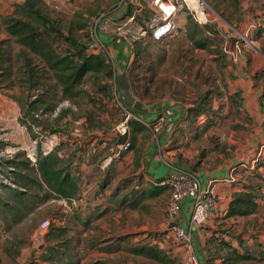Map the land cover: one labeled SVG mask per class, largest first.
<instances>
[{
  "label": "rangeland",
  "instance_id": "obj_1",
  "mask_svg": "<svg viewBox=\"0 0 264 264\" xmlns=\"http://www.w3.org/2000/svg\"><path fill=\"white\" fill-rule=\"evenodd\" d=\"M136 1L135 5L130 6L135 19L125 18L121 22L117 21L114 28L119 27L120 32L126 31L125 33L141 39L135 48L130 78L145 89L164 91L166 87L182 83L194 88L195 83L191 80L195 79L199 68H202L200 80L205 81L206 85L212 83L214 79H219L218 73L215 72L224 68L227 53L233 49L235 43H241L242 39H245L237 18L247 0H203L206 22L201 18L199 20L194 12L178 15L174 17L176 30L173 35L159 43H154L148 37L149 20L155 11L147 3L148 0ZM110 3L92 0L87 9L78 10L75 14L55 13V10L50 8H47V11L62 22L64 29L76 14H81L88 25V32H79L76 36L83 43L91 44L96 26L104 22L112 10ZM206 26L213 27L214 33L207 31ZM0 40H9L1 30ZM194 41L206 42L208 47L205 50L197 49ZM64 47V44H61V48ZM6 50L9 53V61L5 64L8 71H0V114L5 116L7 111L12 115V122H6L3 117L0 121V138L11 136L14 141L8 142L7 151H0L1 175L4 176L10 171L7 163L15 159L18 153H24L26 158L28 154L34 155V142L40 141L45 151L53 146L62 148L65 153L75 151L76 159L81 162V180L79 196L70 203L50 200L17 225L6 223L0 217V264H151L130 255L126 249L149 241L152 235L153 242L165 249L180 264H184L185 249L172 238H167L170 229L166 216L169 192L165 191L156 198L149 197V189L140 175H133V171L123 174L124 170L119 168L122 155L113 159V166L108 168L109 170L103 168V163L111 157L109 155L113 154V147L117 142L115 127L123 120V110L118 105L113 90L107 97L98 91L93 79L87 78L79 87L82 91L80 95L67 101L73 109L65 108L67 112L61 118L59 115L53 116L52 110L40 103L33 104V101H36L37 97L40 99L41 93H46V103L51 104L53 109L63 103L55 83L49 75L38 71L35 67L37 59L28 55L32 60L31 68L36 71L34 80L43 77L38 81L44 85L33 89L26 75L27 69L24 68L25 60L19 55L20 48L9 40ZM183 78L187 80L184 81ZM257 78L262 84L264 97V70L259 72ZM104 83L105 81H100L101 85ZM212 91L207 95L212 96V99L219 97L217 91ZM217 111L222 119L219 125L220 136L225 133L226 140L227 132L236 129L235 120L250 124L245 123L232 111L229 112L225 102H218ZM28 112L41 118L35 117L37 121L34 122L30 118L26 120L25 114ZM30 130L37 139L31 138ZM21 135H28L32 141L22 144L18 140ZM238 139L245 140L244 137L234 135L233 140ZM126 140L132 142L131 130ZM195 146L200 149L209 147L206 140H199ZM224 147L220 144L218 151L225 149ZM23 160L25 158L18 159ZM245 171L236 170L234 178H250L251 181L246 182L260 191L259 195L264 201V159L259 158L254 162L252 169ZM113 175L114 182L101 188L106 177L112 178ZM138 193L144 198L136 197L140 199L138 208L131 209L128 202ZM88 219L90 222L83 225V221ZM45 220L50 222V227L35 241L33 235ZM224 221L216 219L210 226H198L199 230L208 234L199 236L200 242L204 243L205 263L219 264V259L230 254L231 249H238L240 253L246 251L255 257V260L238 264H264L260 254L264 253V204L253 217L229 220L226 223ZM61 230L64 234L59 237L57 234ZM226 243L231 249L226 248ZM49 248L56 249L60 254L53 262L43 260V257H49Z\"/></svg>",
  "mask_w": 264,
  "mask_h": 264
},
{
  "label": "crops",
  "instance_id": "obj_2",
  "mask_svg": "<svg viewBox=\"0 0 264 264\" xmlns=\"http://www.w3.org/2000/svg\"><path fill=\"white\" fill-rule=\"evenodd\" d=\"M23 1L0 0V16L12 14L14 6L22 4ZM41 1L47 8L60 14H75L78 10L87 9L92 2V0ZM103 1L111 2L112 10L106 20L95 28L97 39L102 46V50L99 52L106 55L113 70V95L119 104L131 114L132 120L143 126L140 131L132 132V147L128 152L122 154L119 168L124 170L123 174L133 171V175H140L145 186L149 189L151 198H156L168 191V189L157 185L162 179L177 170L192 172L197 175L203 187L214 182L218 194L217 209L208 218L206 225H212L216 219H224L225 223L229 220L241 219H225L228 205L233 193L241 190L243 186H253L249 183L251 179L246 176H244V180L235 179L234 172L250 170L259 158L264 159V97L262 84L257 78L259 72L264 70V0H247L242 5L237 22L245 39H242L241 43L240 41L235 43L229 53L226 52L228 56H225L224 68H219L220 72L214 71L215 74L218 73L219 79H214V82L206 85L205 81L200 80L199 74L202 68H199L195 79L191 80L195 83L194 88L182 83L166 87L164 91L155 88L145 89L132 81L130 78L131 63L135 48L138 46V40L141 39L125 33L126 31L120 32L121 28L119 27L114 28L115 22L134 17L133 15L127 16V14L130 6L135 5L137 1ZM147 3L150 5L151 0H148ZM183 80L185 81L187 78H183ZM212 90L217 91L220 94L219 97L212 99V96H208V92H213ZM219 101L225 102L229 112L235 113L245 123H250L242 124L235 120L236 129L227 132V140L225 133L220 136L219 125L222 119L217 111ZM10 106L11 104H9ZM3 117L6 122H12V115L7 111L5 116L0 114V121L3 120ZM159 117H163L165 122L160 131L154 133L150 125L155 124ZM234 135L244 137L245 140L234 141ZM8 137L0 138V141L5 144L2 151H7L9 143L14 141L11 136ZM219 137H221L220 141ZM18 140L22 144L32 141L28 135H21ZM199 140H206L208 149L204 147L200 149L195 146ZM220 144H223L225 149L222 148L218 151ZM111 166L113 164L108 168ZM108 168L106 167L105 170ZM109 179L107 187L111 182H114V175ZM247 180L249 182H246ZM156 188L163 190L158 196H152ZM258 192L260 193V191ZM138 194L128 204L138 203L140 199H136V197L141 193ZM257 203L260 207L264 201L260 197ZM137 208L138 204L135 209ZM190 216L189 201L185 200L178 223L187 230ZM199 236H208V234L199 230V227H193L191 239L194 252L199 263L206 264L203 251L204 243L200 242ZM152 238L154 235L149 241L141 244L158 246ZM219 262L221 264L222 260Z\"/></svg>",
  "mask_w": 264,
  "mask_h": 264
},
{
  "label": "trees",
  "instance_id": "obj_3",
  "mask_svg": "<svg viewBox=\"0 0 264 264\" xmlns=\"http://www.w3.org/2000/svg\"><path fill=\"white\" fill-rule=\"evenodd\" d=\"M131 15L132 12L129 9L127 16ZM62 25L59 19L47 11V7L41 0H24L22 4L14 6L12 14L0 16V30L20 48L19 55L25 60L24 68L27 69L26 75L33 89L38 85H44L38 81L43 77H37L38 80H34L36 71L31 68L32 60L28 55L37 59L38 63L35 67L38 71L49 75V78L55 83L61 94V100L68 101L78 97L82 92L79 87L87 78L93 79L98 91L109 97L114 74L106 55L99 51H92L90 44L83 43L76 36L79 32H88L86 20L81 14H76L66 29ZM205 29L212 33L215 30L211 26H206ZM9 40H0V71L3 73L8 71L5 64L9 61V53L6 50ZM193 43L197 49L205 50L208 47L207 43L203 41H194ZM61 44L65 46L63 49ZM102 80L105 81L103 85L100 84ZM45 94L41 93L40 99L37 97L33 104L40 103V105H45L48 110L53 111L55 108L53 109L50 107L51 104L46 103ZM66 112L64 109L61 110L59 118L63 117ZM25 118L26 120L30 118L32 122L37 121L29 112L25 114ZM129 126L132 132L140 131L143 128L140 123L134 120H131ZM30 132L32 139L38 138L31 130ZM116 138L117 142L114 144L113 150L127 141L125 137L116 136ZM4 147L5 144L0 141V151ZM131 147L132 142H130V149ZM36 151L34 164L26 158L24 153H18L15 159L8 161L7 164L11 171H7L4 177L10 181L12 186L0 183V217L11 225L19 224L39 206L50 200H62L70 203L79 196L81 162L76 159V152L65 153L62 152V148L57 146L49 153H44L40 141L37 143ZM20 158H25V160L18 161ZM109 180L107 177L102 182L101 188L108 184ZM162 190L156 188L152 196H158ZM258 198L260 195L257 188L241 187V190L233 193L225 219L247 218L257 214L260 209L257 203ZM137 204V202L131 203L130 208L135 209ZM89 222L90 219L85 220L83 225H87ZM63 234L64 232L61 230L57 236L60 237ZM225 246L227 249H231L228 243ZM48 251L49 257H43V260L53 262L60 257L56 249L49 248ZM126 251L151 264H180L176 258L159 246L140 244L128 247ZM260 254L264 259V253ZM57 260L59 261V259ZM219 260H222L221 264H238L255 260V257L246 251L240 253L238 249H231L230 254ZM63 264L75 263L64 262Z\"/></svg>",
  "mask_w": 264,
  "mask_h": 264
},
{
  "label": "built area",
  "instance_id": "obj_4",
  "mask_svg": "<svg viewBox=\"0 0 264 264\" xmlns=\"http://www.w3.org/2000/svg\"><path fill=\"white\" fill-rule=\"evenodd\" d=\"M203 0H151V8L155 11V14L149 20V37L154 42H162L170 38L176 30V25L174 22V17L182 14L195 13L200 20L201 16L197 10L201 8L203 13ZM202 20V18H201ZM203 22H206L203 21ZM90 49L92 51H101L102 46L97 39L96 30L94 38L91 37ZM118 105L123 110V120L115 127V134L119 137L127 138L130 132L129 123L133 119L131 114H129L117 101ZM73 107L68 104L67 101L61 103L56 107L52 114L53 116L59 115L61 110ZM36 118H41L38 115ZM164 118L159 117L155 124L150 125V128L154 133H158L162 126L164 125ZM23 128V127H22ZM37 147L38 142H34ZM42 145V143H41ZM36 147L34 148V155L28 154L27 158L32 164L36 161ZM57 147V146H55ZM44 150L42 146V151L44 153H49L54 148ZM130 142L126 141L124 144L118 145L111 157H109L103 163V168L110 165L114 158L119 157L125 152L129 151ZM11 171V168H9ZM0 183L12 186L10 181L1 175L0 169ZM159 187L168 189L169 191V202L167 205L166 216L167 221L170 226L168 237L172 238L175 242H178L185 249L184 264H200L199 260L194 252L193 243L191 239V229L193 227H198L204 225L208 218L211 217L217 209L218 204V194L215 189V183L210 182L203 187L197 175L186 171L177 170L173 174L167 176L157 183ZM185 200L189 201L191 216L188 222V230L180 226L179 216L181 213L182 204ZM50 227V222L45 220L42 221L33 235V239L38 241L41 234L46 232Z\"/></svg>",
  "mask_w": 264,
  "mask_h": 264
},
{
  "label": "bare ground",
  "instance_id": "obj_5",
  "mask_svg": "<svg viewBox=\"0 0 264 264\" xmlns=\"http://www.w3.org/2000/svg\"><path fill=\"white\" fill-rule=\"evenodd\" d=\"M197 10H198V12H199V14H200L201 18H202L203 20H205V18H204V15H203V13H202V10H201V8H198V7H197Z\"/></svg>",
  "mask_w": 264,
  "mask_h": 264
},
{
  "label": "water",
  "instance_id": "obj_6",
  "mask_svg": "<svg viewBox=\"0 0 264 264\" xmlns=\"http://www.w3.org/2000/svg\"><path fill=\"white\" fill-rule=\"evenodd\" d=\"M211 9V8H210ZM212 10V9H211ZM213 11V10H212Z\"/></svg>",
  "mask_w": 264,
  "mask_h": 264
}]
</instances>
